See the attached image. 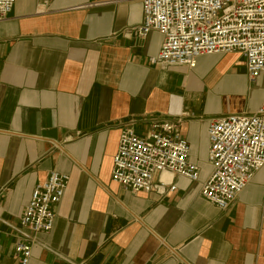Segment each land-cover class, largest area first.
Here are the masks:
<instances>
[{
	"label": "crops",
	"instance_id": "obj_1",
	"mask_svg": "<svg viewBox=\"0 0 264 264\" xmlns=\"http://www.w3.org/2000/svg\"><path fill=\"white\" fill-rule=\"evenodd\" d=\"M142 21V0H16L0 21V264H17L20 218L51 170L70 181L30 264H264V168L226 211L183 177L137 195L112 180L130 121L144 136L189 113L181 132L205 179L208 120L264 100V73L250 86L237 53L153 64L162 37L141 38Z\"/></svg>",
	"mask_w": 264,
	"mask_h": 264
},
{
	"label": "built area",
	"instance_id": "obj_2",
	"mask_svg": "<svg viewBox=\"0 0 264 264\" xmlns=\"http://www.w3.org/2000/svg\"><path fill=\"white\" fill-rule=\"evenodd\" d=\"M15 3L0 0V21ZM142 10L143 21L134 30L143 39L151 32L162 37L157 55L151 58L153 64L194 69L202 56L237 53L244 57L250 86L264 73V0H142ZM188 116L183 112L154 121L144 136L135 132V120L130 121L121 129L111 178L137 195L174 192L175 178L183 177L199 182V195L226 211L264 168V100L254 112L208 120L210 171L205 179L181 132ZM69 181L68 174L51 170L35 185L17 228V264H30L33 247L43 245L37 235L53 230L54 206L62 201Z\"/></svg>",
	"mask_w": 264,
	"mask_h": 264
},
{
	"label": "rangeland",
	"instance_id": "obj_3",
	"mask_svg": "<svg viewBox=\"0 0 264 264\" xmlns=\"http://www.w3.org/2000/svg\"><path fill=\"white\" fill-rule=\"evenodd\" d=\"M239 70H237V66H236V72H238Z\"/></svg>",
	"mask_w": 264,
	"mask_h": 264
}]
</instances>
